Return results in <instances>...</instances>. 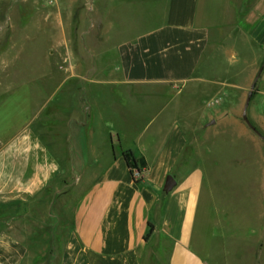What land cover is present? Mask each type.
<instances>
[{
  "label": "crops",
  "instance_id": "1",
  "mask_svg": "<svg viewBox=\"0 0 264 264\" xmlns=\"http://www.w3.org/2000/svg\"><path fill=\"white\" fill-rule=\"evenodd\" d=\"M118 3L138 22L109 27L125 35L110 51L116 63L111 83L139 98L153 92L164 99L161 109L174 110L171 103L184 92L195 93L211 79L223 86L226 69L241 78L257 73L264 0H107L108 16ZM225 51L237 54L231 68L218 65ZM49 93L37 107L18 104L25 109L21 124L0 125V264H206L192 250L188 215L197 203L199 171L172 176L182 169L185 144L177 121L155 143L152 166L116 131L91 155L82 135L85 104L64 105ZM171 114L156 125L157 138L166 136L163 123ZM55 115L66 136L52 132ZM205 121L201 128L209 126V117ZM125 151L144 160L139 179ZM168 175L176 185L165 193Z\"/></svg>",
  "mask_w": 264,
  "mask_h": 264
},
{
  "label": "rangeland",
  "instance_id": "2",
  "mask_svg": "<svg viewBox=\"0 0 264 264\" xmlns=\"http://www.w3.org/2000/svg\"><path fill=\"white\" fill-rule=\"evenodd\" d=\"M106 3L0 0L1 127L21 124L25 109L18 104L37 107L55 91L52 98L61 104H85L89 118L82 135L91 142V155L116 131L124 146L143 151L152 166L157 161L155 143L177 121L185 144L178 156L182 169L172 176L192 169L200 176L197 203L188 212L193 252L206 264H264V54L254 77H234L226 69L223 86L211 79L200 91L181 94L171 103L174 110L161 109L164 99L158 94L147 91L139 98L137 92L111 83L116 63L110 51L125 35L109 27L124 29L137 23L138 16L120 3L108 16ZM99 56L102 60L96 61ZM236 58L230 51L221 52L218 65L231 68ZM250 89L246 117L263 139L242 119ZM168 111L166 136L157 138L154 129ZM207 114L209 126L201 128ZM54 118L52 132L62 133ZM181 119H187L186 125L181 126Z\"/></svg>",
  "mask_w": 264,
  "mask_h": 264
},
{
  "label": "water",
  "instance_id": "3",
  "mask_svg": "<svg viewBox=\"0 0 264 264\" xmlns=\"http://www.w3.org/2000/svg\"><path fill=\"white\" fill-rule=\"evenodd\" d=\"M90 2L92 0H89ZM264 64V63H263ZM261 71V69H260ZM259 71V72H260ZM254 85H252L253 87ZM251 94H252V89H250L248 95H247V98H246V101H245V105H244V109H243V114H242V119L243 121L245 122V124L255 133L257 134L260 138L263 139V137L260 135V133L251 125V123L249 122V120L247 119L246 117V109L248 107V104H249V101H250V97H251ZM176 185V181L175 179L171 176V175H168L166 178H165V182H164V185H163V191L165 193H168L170 192Z\"/></svg>",
  "mask_w": 264,
  "mask_h": 264
},
{
  "label": "trees",
  "instance_id": "4",
  "mask_svg": "<svg viewBox=\"0 0 264 264\" xmlns=\"http://www.w3.org/2000/svg\"><path fill=\"white\" fill-rule=\"evenodd\" d=\"M122 156L129 168L132 170H137L138 172H141L142 168L146 167V164L144 160L139 159L137 160L136 157L131 153L130 151H125L122 153Z\"/></svg>",
  "mask_w": 264,
  "mask_h": 264
},
{
  "label": "built area",
  "instance_id": "5",
  "mask_svg": "<svg viewBox=\"0 0 264 264\" xmlns=\"http://www.w3.org/2000/svg\"><path fill=\"white\" fill-rule=\"evenodd\" d=\"M139 177H140V172H138L137 170H133V178L139 179Z\"/></svg>",
  "mask_w": 264,
  "mask_h": 264
}]
</instances>
